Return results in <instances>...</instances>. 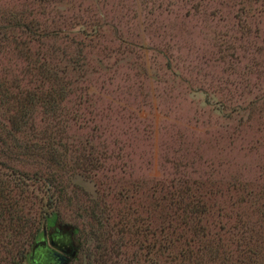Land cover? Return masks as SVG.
<instances>
[{"label": "rangeland", "instance_id": "rangeland-1", "mask_svg": "<svg viewBox=\"0 0 264 264\" xmlns=\"http://www.w3.org/2000/svg\"><path fill=\"white\" fill-rule=\"evenodd\" d=\"M17 22L24 29L6 31L7 41L12 34L30 42L20 50L34 61L36 50L52 54L73 84L56 112L32 113L40 138L46 126H64L66 144L55 156L66 194L54 228L76 253L77 227L86 234L99 228L109 249L123 221L134 225L132 234L149 231L127 236L128 247L109 264L164 263L146 247L179 228L185 234L191 224L184 222L203 204L199 219L214 233L241 227L237 216L264 233V0H0V25ZM5 49L0 78L32 68L11 45ZM19 138L42 143L30 128ZM14 169L0 167V180L10 189L26 184L7 192V202L20 200L26 217H39L46 187L25 175L38 168ZM13 229L0 227L4 258ZM227 237L235 253L236 238ZM259 244L254 261L264 264L263 235ZM39 246L34 257L41 259ZM96 246L90 237L93 253Z\"/></svg>", "mask_w": 264, "mask_h": 264}, {"label": "trees", "instance_id": "trees-1", "mask_svg": "<svg viewBox=\"0 0 264 264\" xmlns=\"http://www.w3.org/2000/svg\"><path fill=\"white\" fill-rule=\"evenodd\" d=\"M23 29L24 27L20 22L11 23L6 27L0 25V53L3 48L10 49L11 45L14 50L19 51L20 56H25L32 66L25 73L22 72V77L18 78L17 75L5 70L3 77L0 78V167L13 169L14 172H17L14 168L22 163L28 164L31 168L37 167L36 170L26 171V180L32 182V186H40V184L45 186L46 189L43 190V193L48 197L46 196L47 200L42 199L39 203L41 204L39 217H26L23 211L24 206H21L20 200L12 199L11 202L6 200L8 197L7 192L9 194L15 193V190L21 192L23 190L22 185L25 186L26 183L20 181L10 189V187H7L10 182L0 180V227L6 223L14 226L11 232H14L16 237L13 242V249L7 251L8 258L1 256L2 250L0 251V264H38L36 261H45L42 258L43 254L41 259L35 258L34 251L43 240L44 233L56 229L54 227L58 224V217L54 215V211L63 202L59 199V195L66 194L62 177L64 165H61L58 156H55L60 150L57 146L63 148L66 144L63 143L66 136L63 123L57 121L55 125L46 126L43 130L44 137L40 138L41 133L35 125L34 113L36 109L40 110V108L48 114L56 112L57 104L65 98L68 86L71 87L73 84L66 81L65 74L67 71L61 70L64 74L62 76L54 67L52 62L56 61L52 54L49 53L47 57L41 50H36L34 61L28 56L29 53L24 52L22 48L24 45V48L30 49L28 46L30 42H24L22 45L19 43L20 40L18 42L15 35L12 34L14 41H7L9 38L5 33L6 31L20 30L22 32ZM75 64L83 67L79 62H75ZM29 125L31 126L28 127ZM28 128L35 132V136L42 143L32 144L30 141L22 142L20 140L19 135L25 133ZM61 156H64V154ZM93 160H90L88 164H94ZM17 175L23 177L22 173H16L15 176ZM68 200L69 204H72V201L77 199L69 198ZM200 207L201 209L194 211V214L188 216L184 222V226L191 224L185 234L180 233L181 228H179L172 231L171 235L165 236L162 243L157 240L146 247L147 251L153 250L158 256L165 259L164 263L156 264H257L254 259L258 256V252H262L259 244L260 237L264 236L262 230L249 229L248 227L252 223L249 222V219H246L248 217L245 216L243 219L242 216H237V222L242 225L241 227L237 228L234 225L229 232L224 228L221 233H214L208 225L203 223L206 218H204V221L199 219V216L205 214L207 210L204 204ZM31 209L33 208L31 207ZM194 215L197 216L193 217ZM221 216L225 218V215H219V217ZM128 223L123 221L119 223L118 226H121L119 230L120 238L112 239L110 237L111 246L109 249L106 245L104 233L99 228L95 231L92 229L89 234H86L87 232L84 233L77 227L74 237L75 235L76 238L79 237L75 238L78 242V250L74 260L71 261L76 262V264H109L112 256L117 260L121 256L120 251L122 248L128 247L127 236H131L132 239L134 236H145L143 233L149 231L148 229L138 228L132 234L131 231L134 225L132 223L128 225ZM228 234L236 238L234 241L237 247L235 253L230 251L229 242L231 239L227 237ZM187 236L192 238L189 239ZM90 237L97 242L96 253H93L89 247ZM19 238L22 240L20 241ZM179 245H185L187 248L175 251ZM40 251L43 253L42 249ZM166 252L169 253L166 254ZM114 262L115 260L112 263L114 264Z\"/></svg>", "mask_w": 264, "mask_h": 264}, {"label": "flooded vegetation", "instance_id": "flooded-vegetation-1", "mask_svg": "<svg viewBox=\"0 0 264 264\" xmlns=\"http://www.w3.org/2000/svg\"><path fill=\"white\" fill-rule=\"evenodd\" d=\"M39 245L41 246L43 252L44 250L49 251L50 264H56L57 262L60 263L62 261H66V257H70L69 252H72V250H74L73 243L70 240V237L65 236L62 230L58 228L53 229L50 232L46 231L44 233L43 240ZM36 250L34 252H36ZM36 263L46 264L43 260L36 261Z\"/></svg>", "mask_w": 264, "mask_h": 264}, {"label": "water", "instance_id": "water-1", "mask_svg": "<svg viewBox=\"0 0 264 264\" xmlns=\"http://www.w3.org/2000/svg\"><path fill=\"white\" fill-rule=\"evenodd\" d=\"M69 254H70L69 255L70 257H66L67 258L66 261H64V262L62 261L60 263L57 262L56 264H68L73 258H75L76 252H75V250H72V252H69ZM43 258H44L46 264H50L49 263V261H50L49 251L44 250V252H43Z\"/></svg>", "mask_w": 264, "mask_h": 264}]
</instances>
